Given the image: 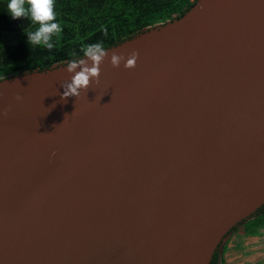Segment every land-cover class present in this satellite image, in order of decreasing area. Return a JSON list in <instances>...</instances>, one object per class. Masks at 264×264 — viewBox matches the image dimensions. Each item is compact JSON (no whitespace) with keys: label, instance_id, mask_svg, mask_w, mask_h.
Segmentation results:
<instances>
[{"label":"water","instance_id":"95a60500","mask_svg":"<svg viewBox=\"0 0 264 264\" xmlns=\"http://www.w3.org/2000/svg\"><path fill=\"white\" fill-rule=\"evenodd\" d=\"M105 49L77 98L69 61L0 79V264H231L264 210V0H196Z\"/></svg>","mask_w":264,"mask_h":264},{"label":"trees","instance_id":"16d2710c","mask_svg":"<svg viewBox=\"0 0 264 264\" xmlns=\"http://www.w3.org/2000/svg\"><path fill=\"white\" fill-rule=\"evenodd\" d=\"M59 37L53 48L28 44L27 34L38 27L30 19H12L8 0H0V79L53 63L83 56L81 49L102 43L104 48L132 36L141 28L180 17L196 0H54ZM264 228V210L243 224L242 233L253 236Z\"/></svg>","mask_w":264,"mask_h":264},{"label":"clouds","instance_id":"9594fccd","mask_svg":"<svg viewBox=\"0 0 264 264\" xmlns=\"http://www.w3.org/2000/svg\"><path fill=\"white\" fill-rule=\"evenodd\" d=\"M7 10L12 19L28 18L32 24L37 25L35 31L29 32L27 36L28 44L41 46L47 49L53 48L52 38L59 37L62 28L56 21L54 0H8ZM83 58L74 59L67 63L66 72L70 74V81L63 82L62 100L69 97H79L81 92H86L90 83L99 82L100 65L106 57H109L108 51L102 43L86 45L81 49ZM138 53L133 51L127 58L113 52L110 55L109 63L113 68H119L121 62L126 70L135 68ZM77 69H79L77 71ZM20 101L22 98L16 96ZM0 116H7V111L0 112ZM67 116V115H65Z\"/></svg>","mask_w":264,"mask_h":264},{"label":"crops","instance_id":"0c3cea01","mask_svg":"<svg viewBox=\"0 0 264 264\" xmlns=\"http://www.w3.org/2000/svg\"><path fill=\"white\" fill-rule=\"evenodd\" d=\"M233 249H237V254H245L241 257L245 259L244 264H264V228L259 229L254 236L244 237L243 244H237Z\"/></svg>","mask_w":264,"mask_h":264},{"label":"rangeland","instance_id":"374dc122","mask_svg":"<svg viewBox=\"0 0 264 264\" xmlns=\"http://www.w3.org/2000/svg\"><path fill=\"white\" fill-rule=\"evenodd\" d=\"M242 228L243 225H241L238 229V232L233 240V245H232V253H231V264H244V257L245 254H237L238 251L237 249H233L236 247L237 244H243L244 241V237H246L243 233H242ZM262 229V228H261ZM254 236V235H253ZM242 238V239H241ZM239 240V241H238ZM239 250V249H238ZM240 256L239 260H237V258ZM241 262V263H240Z\"/></svg>","mask_w":264,"mask_h":264}]
</instances>
